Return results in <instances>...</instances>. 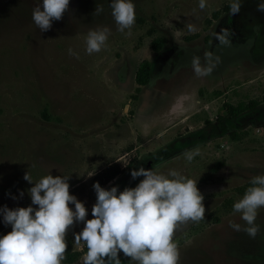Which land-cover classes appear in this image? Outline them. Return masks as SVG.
I'll return each instance as SVG.
<instances>
[{"label":"rangeland","instance_id":"rangeland-1","mask_svg":"<svg viewBox=\"0 0 264 264\" xmlns=\"http://www.w3.org/2000/svg\"><path fill=\"white\" fill-rule=\"evenodd\" d=\"M36 2L0 0V207L29 206L33 185L24 176L36 182L51 173L69 177L70 194L91 219L92 185L116 186L118 178L107 183L106 174L127 172L215 122L226 103H264L261 0H240L235 15L232 0H206L203 10L199 0H133L135 23L125 32L116 30L110 0H70L61 20L41 32L32 21ZM103 26L111 29L105 45L87 54L88 31ZM222 29L227 43L215 39ZM194 57L211 73L196 75ZM146 62L152 76L140 88L136 75ZM262 106L240 141L214 139L152 168L197 181L204 197V218L174 229L178 264H264V207L255 237L233 211L251 179L264 174ZM82 227L66 233L72 252L86 251L73 237ZM10 231L0 217V235Z\"/></svg>","mask_w":264,"mask_h":264},{"label":"clouds","instance_id":"clouds-1","mask_svg":"<svg viewBox=\"0 0 264 264\" xmlns=\"http://www.w3.org/2000/svg\"><path fill=\"white\" fill-rule=\"evenodd\" d=\"M69 3L70 0H37L32 21L41 32L48 31L53 21L61 20ZM109 6L116 30H130L136 16L133 0H110ZM198 6L203 10L206 0H199ZM240 6V0H232L231 14H237ZM257 10L264 12V0L258 3ZM192 30L189 25V31ZM110 31L108 26L90 29L86 53L101 51ZM221 33L215 39L227 43V29ZM68 53L75 55L72 49ZM192 66L198 76L212 71L211 67L202 68L198 57L193 58ZM193 155L188 153L187 159L191 161ZM130 175L133 180L143 179L122 191L116 186L105 189L95 182L92 218L86 219L88 210L84 203L69 192V177L49 173L33 182L26 174L24 179L33 185L28 189L31 204L14 209L0 207L3 224L11 226L10 232L0 235V264H62L67 249L66 233L80 223L83 227L73 237L87 249L81 257L82 264H120L121 253L136 264H178L179 253L172 240L174 229L179 223L199 221L205 216L204 197L197 181L176 170L165 174L144 167ZM250 184L243 197L233 204V211L240 213L246 223L244 231L255 237L259 231L255 224L258 209L264 207V174L254 176ZM231 226L241 230L240 225Z\"/></svg>","mask_w":264,"mask_h":264},{"label":"trees","instance_id":"trees-1","mask_svg":"<svg viewBox=\"0 0 264 264\" xmlns=\"http://www.w3.org/2000/svg\"><path fill=\"white\" fill-rule=\"evenodd\" d=\"M152 76V65L144 63L137 71L136 83L141 87L149 84ZM264 103L258 101L239 102L233 104L232 102L224 104V115L220 116L215 122L207 121L205 127L192 132L187 136L180 137L169 146L163 148L155 154L149 156L148 160L142 161L135 166H130L127 172L116 170L108 173L105 176L107 183L118 178L116 187L118 191H122L125 187H135L143 177H137L135 180L131 178V171L144 167L145 169H152L158 165L178 156L188 150L197 148L214 139L221 137H229L232 141H240L245 135L244 130L253 124L252 117L259 111H262ZM264 126V121L259 127ZM148 162V163H146ZM251 184L248 186L250 187ZM87 251V249H86ZM72 252V245L67 244V249L64 254L65 264H74L76 261L86 253ZM120 264H128L129 258L120 254Z\"/></svg>","mask_w":264,"mask_h":264}]
</instances>
